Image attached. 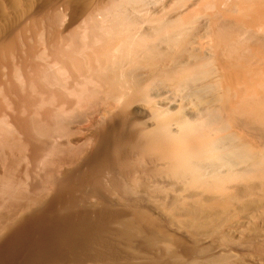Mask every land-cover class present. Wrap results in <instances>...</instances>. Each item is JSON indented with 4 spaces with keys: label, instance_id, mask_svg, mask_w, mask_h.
Masks as SVG:
<instances>
[{
    "label": "bare ground",
    "instance_id": "6f19581e",
    "mask_svg": "<svg viewBox=\"0 0 264 264\" xmlns=\"http://www.w3.org/2000/svg\"><path fill=\"white\" fill-rule=\"evenodd\" d=\"M188 1L0 0V243L49 213L96 226L42 264H264V0Z\"/></svg>",
    "mask_w": 264,
    "mask_h": 264
},
{
    "label": "rangeland",
    "instance_id": "374dc122",
    "mask_svg": "<svg viewBox=\"0 0 264 264\" xmlns=\"http://www.w3.org/2000/svg\"><path fill=\"white\" fill-rule=\"evenodd\" d=\"M169 1L170 0H164V2H165V4L167 3H169ZM202 1L203 0H189L188 1V3H187V5L185 6V8H184V10H186V11H189V10H191V9H193V10H195V9H197V7H198V5H201V3H202ZM171 5V4H170ZM179 12H182L181 10H179ZM173 13H175V12H173ZM203 17H201V18H199L198 19V21L199 22H202L203 21ZM192 33H194L195 34V39L196 40H198L199 39V36L202 34V33H204L203 31H202V28H200L198 25L197 26H195L194 27V29L192 30ZM17 81L15 80V83H16ZM18 83H20V82H18ZM9 92V93H8ZM11 92V93H10ZM1 93H2V95H1V97L2 98H4V99H6V100H4V99H0V105L2 104V105H4V104H6L5 106H3V108L5 109H2V106H0V111H1V113H3V110H4V113L3 114H1L0 113V116H1V118L3 119L4 117V115H5V119H3V121L5 120V121H7L9 124H12L11 122H13V120H11V117H13V115H18V113H19V115H22V113L21 112H23V110L26 108H20L21 107V105L20 104H22V107H24L25 106V103L24 102H22V100H20V99H18V98H20L19 96H18V98H17V94L15 93V91H11V90H9V88L7 89V88H5V91L3 90V91H1ZM10 95V96H7V95ZM13 96H14V98H13ZM10 97V98H9ZM13 99H12V98ZM11 99V100H10ZM15 99H17V100H15ZM5 101V103L3 102V101ZM19 100H20V102H19ZM8 101V102H7ZM15 101V102H14ZM3 102V103H2ZM12 105H11V104ZM14 103V104H13ZM18 103V104H17ZM20 103V104H19ZM7 104H8V106H7ZM16 105H18L17 107H16ZM7 106V107H6ZM11 106V107H10ZM14 106H15V108H16V110L14 109L13 110V108H14ZM9 110V112H6V111H8ZM21 110V111H20ZM13 112H16V114L15 113H13ZM6 113H8L7 115H6ZM13 113V115H11ZM70 116V115H69ZM69 116H67V118L69 117ZM8 118H10V120L8 119ZM66 118V119H67ZM70 118H72V116H70ZM70 118L68 119V120H70ZM1 119V120H2ZM13 119V118H12ZM73 119V118H72ZM3 121H0V125L2 126L3 124ZM4 121V122H5ZM10 121V122H9ZM72 123L74 122L73 120L71 121ZM71 123V124H72ZM75 123L76 122H74V125H75ZM76 125H77V123H76ZM83 124H81V125H79L78 124V126H75L74 127V129H77V127H78V129H79V131L80 132H78L77 130H73V124H72V126H71V129L68 131V130H65L66 132H60L61 133V136L63 137H61V136H58V135H60V133L55 137L56 139H55V141H54V144H55V142H56V145H63V144H65L64 145V147H67V145L70 143V141L72 142V143H70L69 145H68V147L71 145V147H74L75 145H77L76 144V142L75 141H78V145L80 144V143H82L83 142V140H82V138L84 139V133L83 132H85L84 130H82V129H84V125L82 126ZM0 126V127H1ZM83 128H82V127ZM2 127H5L4 125L2 126ZM80 127V128H79ZM82 128V129H81ZM2 128H0V132L2 133V130H1ZM81 129V130H80ZM73 130V131H72ZM70 131H72L70 134L68 133V132H70ZM76 131V132H75ZM75 132V133H74ZM78 132V133H77ZM81 133V134H80ZM63 134H65V136L63 135ZM67 134H69V135H67ZM72 134V135H71ZM83 134V136H80V135H82ZM23 137V139L25 138L24 137V135L23 134H21ZM71 135V136H70ZM75 135V136H74ZM67 136V137H66ZM69 136H70V138H69ZM72 137V138H71ZM66 138V139H65ZM68 138V139H67ZM80 138H81V140H80ZM60 139L62 140V141H60ZM79 139V140H78ZM67 140L69 141V143L67 142ZM63 141H66V142H63ZM81 141V142H80ZM59 142H63V143H59ZM74 145V146H73ZM30 146V145H29ZM28 146V150L27 151H29V149H31L29 152H26L28 155H29V157H30V155L32 154L31 152L33 151L32 150V147H29ZM90 147H92V146H90ZM92 149V148H91ZM90 148L88 149L89 150V152H90V150H91ZM93 150V149H92ZM92 150H91V152H92ZM30 153V154H29ZM56 154V153H55ZM54 154V155H55ZM52 155H53V153H52ZM52 155H50V157L48 156V158L49 159H51V157L52 158H54V155L52 156ZM30 162V161H29ZM27 163L28 165H29V169H30V172H32L31 174H33L34 172H36L37 171V169L35 168V166H32V167H30L31 166V162L30 163ZM86 161H84V162H82V165L81 166H85V165H88V164H86L85 163ZM81 164V163H80ZM25 165H26V163H25ZM25 165H21V169H20V167H18V177H22V175L23 174H21L20 173V170H21V172H24V167H25ZM81 167V169H80V171H83V169H84V171H85V168H87L86 169V171L87 170H89V167ZM1 169V168H0ZM20 169V170H19ZM83 171V172H84ZM81 173V174H84V173ZM21 175H20V174ZM85 173H87V172H85ZM79 174V176L81 175L79 172L78 173H76L75 175H78ZM20 175V176H19ZM33 181H34V179H32ZM32 180H30V182L32 181ZM32 183V182H31ZM30 183V184H31ZM51 196V195H50ZM52 198V196L49 198V199H51ZM49 199H48V201H49ZM53 199H54V201H53ZM53 199H51L50 200V202H49V204L50 203H52V204H50V206H53V207H57V200L53 197ZM56 200V201H55ZM44 212H47V211H44ZM52 212H57V209H55V210H53ZM30 216V217H29ZM28 217L29 218H31V219H29L28 218V220H30V221H34V222H36L37 223V219H36V216H34L33 217V215H32V217H31V215H29ZM42 217H44V218H42V222H38L37 224L36 223H34V222H29V224H28V221L26 222V224H24V225H22L21 227H19V229H18V232L20 231V229H21V233L19 232L17 235H15V237L17 238V239H15L14 238V235H12V234H14V233H11L10 234V236L12 235L13 236V238H12V236L11 237H9L10 238V241L12 240L13 242H18V243H16V245H14L13 244V242L11 243V246L10 247H12L13 248V250L10 248V247H8V242H9V239H7L8 240V242L6 241V243H4V242H2V243H0V245H2V247L0 246V260L2 261H0V264H26V263H23V262H27V264H34V262L35 263H37V264H42L43 263V261H45V260H43V258H45V257H47V258H50L51 257V259H52V254H53V256H55L56 254V256H58L59 254H62V250L64 251V250H66V248H71L72 249V247H74V251H79V248L81 249L80 251H82V249H84L83 247H85V244H83V242H78V240L76 239V238H71L72 236H71V234L73 235V234H75V232H77L78 231V233L79 234H81L80 236H87V237H84V239H83V237H82V240H86V238L88 239V238H90V236H92V233L94 232V230L92 229L94 226H96V224L94 225V223L96 222L95 220H93L94 218H87V223H86V227H88L87 229H85L86 230V232H84L85 230H83V231H81V229H80V227L82 228V226H81V224H80V222H78V220L77 219H70V220H66L65 218H64V216H61V215H55V217L57 218H54V216L53 215H50L49 213L48 214H45V215H41ZM59 216V217H58ZM32 219H34V220H32ZM56 219V220H55ZM71 221V222H70ZM95 221V222H94ZM65 222V223H64ZM90 222V223H89ZM32 223V224H31ZM90 225H89V224ZM93 223V224H92ZM53 226H52V225ZM80 224V225H79ZM94 225V226H93ZM24 226V228H22ZM27 226V227H26ZM43 226V227H42ZM52 226V227H51ZM35 227V228H34ZM36 227H38V229L36 228ZM64 227H66V228H64ZM85 227V228H86ZM41 228V229H40ZM76 228V229H75ZM79 228V229H78ZM23 229V230H22ZM67 229V230H66ZM88 229H91L92 230V232H89V230ZM35 230V231H34ZM45 230V232H43ZM65 230V231H64ZM70 230V231H69ZM71 230H73V231H71ZM77 230V231H76ZM32 231V232H31ZM38 231V232H37ZM41 231V233H39ZM47 231V232H46ZM53 231V232H52ZM63 231V232H62ZM81 231V232H80ZM58 232H60V234L58 233ZM69 233V232H71V234L69 233V234H67V235H69V236H66V233ZM72 232H74V233H72ZM84 232V233H83ZM89 232V234L91 233V235H87L86 233H88ZM37 234V236H36V234ZM50 233H52L53 234V236L50 234ZM40 234V235H39ZM62 234V235H61ZM64 234V235H63ZM83 234V235H82ZM58 235V236H57ZM77 235V234H76ZM19 236V237H18ZM40 236V237H39ZM48 236V237H47ZM62 236H64V237H62ZM66 236V237H65ZM71 236V237H70ZM68 237H70V238H68ZM35 238V239H34ZM54 239V241H53V239ZM55 238H56V240H55ZM63 238H65L66 240H65V243L67 244H62V239ZM70 240H68V239ZM13 239H15V241L13 240ZM29 239V240H28ZM73 239V240H72ZM76 239V240H75ZM43 240V241H42ZM47 242H46V241ZM58 240H60V243H59V241ZM68 240V241H67ZM56 241H58L57 243H56ZM39 242V243H38ZM72 242V245H70L69 243H71ZM8 243V244H7ZM20 243V244H19ZM38 243V244H37ZM47 243V244H46ZM81 243V244H80ZM85 243V242H84ZM6 244V246L4 247V245ZM83 244V245H82ZM12 245H14V246H16V247H13ZM18 245V246H17ZM39 245V246H38ZM59 245V246H58ZM61 245V246H60ZM77 245H78V248H77ZM25 247V248H23V247ZM30 246V247H29ZM36 246V247H35ZM48 246H50V247H48ZM64 246V247H63ZM83 246V247H82ZM6 249V247H8V250L6 251V250H4V248ZM18 247V249H15V248H17ZM22 247V248H21ZM52 247V248H51ZM62 247V248H61ZM3 250H2V249ZM21 248V249H20ZM44 249V252L42 251L43 249ZM61 248V249H60ZM77 248V249H76ZM25 249V250H24ZM47 249V250H46ZM12 252H11V251ZM39 250V251H38ZM61 250V252H59V251ZM10 251V252H9ZM16 251V252H15ZM19 251H20V253H19ZM24 251V252H23ZM29 251V252H28ZM30 251H33V253H30ZM42 251V253H40ZM49 251H50V254H49ZM6 252V253H5ZM57 252H59V253H57ZM3 253V255H1ZM15 253V254H14ZM25 253V254H24ZM45 253V254H44ZM49 254V256H46V255H48ZM77 253V252H76ZM12 254L16 257H13L12 256ZM18 254H19V256H18ZM29 254V256H27ZM36 254V255H35ZM38 254H42V257L43 258H41V260H40V258H38ZM44 254V255H43ZM9 255V256H8ZM17 255V256H16ZM32 255H34V256H32ZM12 256V257H11ZM55 256V257H56ZM27 257V258H26ZM39 257H41V255H39ZM55 257H53V258H55ZM8 258V259H7ZM11 258V260H9ZM35 260H34V259ZM47 258H45V259H47ZM29 259H31V260H29ZM34 260V262H32L31 263V261H33ZM21 260V261H20ZM26 260V261H25ZM29 262H28V261ZM36 260H39V261H36ZM43 260V261H42ZM49 260V259H48ZM12 261V262H11ZM23 261V262H22ZM42 261V262H41ZM6 262H8V263H6ZM14 262V263H13Z\"/></svg>",
    "mask_w": 264,
    "mask_h": 264
}]
</instances>
